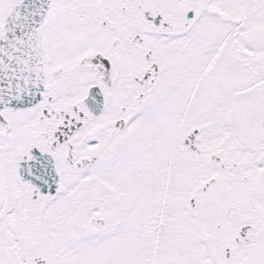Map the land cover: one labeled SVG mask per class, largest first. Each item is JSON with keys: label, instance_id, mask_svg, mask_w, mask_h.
Segmentation results:
<instances>
[{"label": "snow or ice", "instance_id": "1", "mask_svg": "<svg viewBox=\"0 0 264 264\" xmlns=\"http://www.w3.org/2000/svg\"><path fill=\"white\" fill-rule=\"evenodd\" d=\"M0 264H264V0H0Z\"/></svg>", "mask_w": 264, "mask_h": 264}]
</instances>
